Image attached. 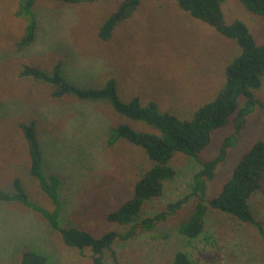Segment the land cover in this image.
Here are the masks:
<instances>
[{"label": "rangeland", "instance_id": "obj_1", "mask_svg": "<svg viewBox=\"0 0 264 264\" xmlns=\"http://www.w3.org/2000/svg\"><path fill=\"white\" fill-rule=\"evenodd\" d=\"M121 0H96L76 4L36 0L34 41L24 49L14 46L24 29L15 15L17 0H0V188L10 189L17 176L30 197L51 208L35 179L28 173V156L18 124L35 121L46 173H55L60 184V223L84 228L99 235L126 227L107 221L104 213L120 203L132 190L150 161L142 148L119 140L107 145V130L127 122L138 130H150L116 113L104 101H84L67 95L54 98L47 83L19 75L24 64L49 70L55 61L66 77L79 85L116 80L123 100L138 95L142 103L154 100L160 110L187 118L211 99L223 84L225 65L239 51L234 40L214 31L206 23L181 10L174 0H140L136 9L102 40L97 31L102 20ZM227 22L238 18L264 44V18L248 11L238 0L221 4ZM254 95L264 101V74ZM264 106H256L246 117L234 146L216 166L206 184V195H214L228 178L241 153L261 136ZM231 124L216 130L198 159L174 155L176 173L161 195L146 201L144 217L164 210L190 192L198 160L217 152ZM195 203L194 196L149 231L125 240L116 239L103 250V264H177L183 252L189 264H264V245L250 225L216 210L205 216L203 232L194 238L177 230ZM251 203L264 225V180ZM28 249L47 256V264H92L90 250L66 246L58 233L35 212L17 202L0 201V264H19Z\"/></svg>", "mask_w": 264, "mask_h": 264}, {"label": "trees", "instance_id": "obj_2", "mask_svg": "<svg viewBox=\"0 0 264 264\" xmlns=\"http://www.w3.org/2000/svg\"><path fill=\"white\" fill-rule=\"evenodd\" d=\"M52 1L76 4L96 0ZM174 1L191 17L206 23L218 34L234 40L239 48L237 54L225 65L224 81L216 94L197 106L187 118L160 110L154 100L142 103L138 95H132L127 100L121 99L113 76L107 77L99 85H79L66 77L59 61H55L49 70L24 64L19 71L22 77L49 84L54 98L70 95L84 101H104L121 116L150 127V130H138L127 122H121L108 128L105 139L107 145L124 140L138 146L143 149L150 164L134 181L131 193L104 213L107 221L126 227V230L119 232L109 229L94 235L87 229L60 223L61 179L55 173L44 171L43 153L35 121L29 119L18 124L26 144L28 173L35 179L39 191L48 198L52 207L47 208L34 201L17 176L12 178L9 190L0 188V201L17 202L40 215L58 233L66 246L78 251L89 249L92 264H103V250L109 249L116 239L125 240L141 231L152 230L168 215L174 214L191 195L194 196L195 203L187 218L179 223V233L189 238L198 236L203 232L207 212L216 210L253 227L264 245V225L251 203L252 196L258 192L264 180V122L261 136L241 153L220 189L210 197L206 195L207 182L212 179L214 170L224 159L227 149L235 145L246 117L256 106H264V101L254 95L264 74V44L256 41L242 20H225L221 9L225 0ZM238 1L248 11L264 18V0ZM35 2L36 0H17L14 13L24 21L23 33L14 43L17 50L26 48L35 39ZM139 2L140 0H121L100 23L97 36L102 40L109 39L114 27L129 17ZM228 124H231L232 130L222 137L216 154L209 159L198 160L199 167L191 176L190 192L168 203L164 210L140 216L144 203L161 195L165 183L174 177V155L182 153L198 159V154L211 142L213 133ZM112 257L114 264H119L113 252ZM174 262L189 264L186 255L180 251L175 253ZM19 264H47V256L28 249L22 253Z\"/></svg>", "mask_w": 264, "mask_h": 264}]
</instances>
